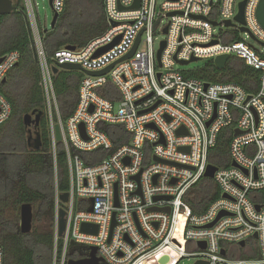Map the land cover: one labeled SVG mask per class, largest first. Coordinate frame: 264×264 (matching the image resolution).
<instances>
[{"label": "built area", "instance_id": "built-area-1", "mask_svg": "<svg viewBox=\"0 0 264 264\" xmlns=\"http://www.w3.org/2000/svg\"><path fill=\"white\" fill-rule=\"evenodd\" d=\"M158 1L140 0V7L131 9L136 0H104L106 32L81 50L63 49L49 59L43 42L48 30L40 29L32 0H22L43 79L51 154L56 165L60 143L55 126L59 124L69 170V203L64 206L59 200L61 193L56 192L52 264L72 260L68 258L71 243L86 246L89 254L95 247L101 264H145L165 252L175 254L174 264L185 257L194 259V264H264V53L240 36L247 35L264 49V27L257 18L261 0H247L244 33L240 31L243 25L235 20L244 0H163L160 5ZM66 2L53 0L54 13L63 14ZM227 21L235 26L226 27ZM212 22L222 25L215 27ZM235 33L240 39L232 41ZM158 34L164 39L156 48ZM120 36L117 45L95 56ZM139 36L132 58L117 64L106 76L82 79L76 110L62 120L52 67L70 63L88 72L105 70L127 56ZM162 42L166 46L159 66ZM221 56L242 59L259 72L258 91L249 94L234 83L186 79L184 71L177 69L180 61L214 62ZM0 59L1 129L12 116V105L1 86L18 65L20 54L12 51ZM107 83L117 88V101L100 94ZM107 125L124 127L131 136L129 142L114 149L102 129ZM232 126L228 160L215 165L218 169L213 180L219 197L204 213H192L186 199L205 178L211 165L210 151L216 148L222 130ZM181 128L187 134L178 135ZM236 131L240 134L235 135ZM99 149L110 154L91 165L76 153ZM62 208L66 229L60 237ZM221 213L227 215L206 228ZM84 224L97 226V233L83 232ZM253 241L259 259L231 257L232 246L243 248ZM241 242L245 245L240 246ZM223 249L226 255H222ZM4 262L5 250L0 244V264Z\"/></svg>", "mask_w": 264, "mask_h": 264}, {"label": "trees", "instance_id": "trees-1", "mask_svg": "<svg viewBox=\"0 0 264 264\" xmlns=\"http://www.w3.org/2000/svg\"><path fill=\"white\" fill-rule=\"evenodd\" d=\"M14 5L13 12L0 15V57L12 51L20 54L18 65L1 86V92L12 105L10 120H15V123L8 134L2 132L3 127L0 129V244L5 250L4 264H52L56 192L62 194L70 189L67 155L64 146L58 144L56 170L47 131L40 66L22 14L25 10L22 0H15ZM107 29L104 0H67L55 28L43 34L46 54L52 59L57 51L66 47L81 50ZM234 35L232 41L240 39L238 34ZM184 75L186 79L194 78L208 83H234L249 94L258 91L260 82L259 72L246 66L237 57L230 58L222 71L217 70L211 61L204 69L184 71ZM85 76L81 71L60 69L52 78L60 115L64 121L76 110L80 84ZM100 94L113 101L120 97L117 88L111 83L102 87ZM34 111L44 112L42 150L29 153L25 161L23 158L29 151L25 141V118ZM102 129L110 137L114 149L130 140L131 136L120 125H107ZM233 129L234 126L222 130L216 148L209 154L211 164L220 166L228 160V146L233 138ZM76 153L88 165L100 162L110 154L104 149L92 153ZM218 197L215 181L203 178L187 197V208L192 213L202 214ZM23 204L33 205L36 220L49 224L47 231H32L29 234L21 232L18 208ZM231 250L232 258H260L254 241L243 248L234 245ZM88 256L89 249L86 246L70 244L69 259L83 260ZM175 261L173 252H165L145 264H174Z\"/></svg>", "mask_w": 264, "mask_h": 264}, {"label": "water", "instance_id": "water-1", "mask_svg": "<svg viewBox=\"0 0 264 264\" xmlns=\"http://www.w3.org/2000/svg\"><path fill=\"white\" fill-rule=\"evenodd\" d=\"M49 3H50V6L53 9V0H49ZM246 4H247V0H244L243 2L240 3V5H239V14L235 18L236 22H238L241 25H243V27L240 28V31L242 33L247 32V29L244 27L245 26V7H246ZM139 7H140V0H136L135 4L133 6H131V9H138ZM14 9H15L14 0H0V15L9 14V13L13 12ZM22 14L24 16V19H25V22H26V25H27V28H28V31H29V35H30V38H31L34 54L36 55V50H35V47L33 45L32 34H31V31H30V28H29V22H28L27 16H26V14L24 12ZM59 17L60 16L57 13H54L53 20H52V23H51V29L55 28ZM257 18H258L259 23L264 27V0H261V2L259 4L258 10H257ZM159 22H160V20H158L155 23V26H157L159 24ZM111 25L115 26L116 23L115 22H111ZM212 25L217 27V26H221L222 23L212 22ZM224 25L226 27H228V28L235 26L230 21L225 22ZM167 32H168V29L166 28L164 30V33L167 34ZM252 38L255 40V38L253 36H252ZM120 40H121V36L119 38H117L116 41L113 44H111V45H109V46H107L105 48H102L99 52H97V54L95 56H99V55L103 54L104 52L108 51L109 49H111L112 47L117 45L120 42ZM139 43H140V36H139L134 48L132 49V51L127 56H125L124 58H122L118 62L114 63L113 65L109 66L105 70H102V71H99V72H88V71L83 70L81 66H79L77 64H70V63H65V64L56 63V65L52 67V70H53L54 75H56L59 72L60 69H65V70L81 71L85 75L91 76V77L106 76L117 64L132 58L133 55L135 54L137 48H138ZM262 45H264V44H262ZM165 46H166V43L162 42L161 48H160V50H159V52L157 54V60H158L159 66H161V54H162ZM65 49L69 50V51H75L76 50L75 47H66ZM229 59H230V56H221V57L216 58L214 60L215 68L217 70H219V71L224 70L226 68V66H227V63H228ZM1 61H2V59H0V62ZM197 61H200V60L196 59V58H192L190 61H180L179 63L182 66H186V65H189V64L197 62ZM158 78H160V74L158 75ZM6 81H7V78H5L3 80V84H5ZM205 86H206V88H208L209 84H206ZM250 99H251V96L248 97V100H250ZM159 103L160 102H158L153 108H155ZM33 117H35V120L33 119ZM42 117H44V112H42V111H39V112L34 111L32 114L27 115L26 118H25L26 127L28 129H30L33 124H39V122H40ZM214 119H215V117H214ZM212 121H210L207 124V126H210ZM81 132H82V135L86 138L84 126H81ZM177 134L178 135L187 134V131L184 128H181L177 132ZM239 134H240V132L236 131L235 135H239ZM55 138H56V141L58 143L62 142L61 127H60L59 124H57L55 126ZM31 150L33 152H39V151L42 150V139H41V137L37 138V140L35 141V145H34V147ZM181 151L188 152L189 149L182 148ZM155 160L159 161L157 158ZM233 166L237 167L236 164H233ZM217 169L218 168L215 165H212V164L209 165L208 168H207V171L205 173V178L214 179L215 173L217 172ZM135 179L138 180L139 177H136ZM59 200L61 201V203L64 206L67 205L69 203V193H67V192L66 193H62L59 196ZM91 203L93 204L94 200H91ZM256 208H257L258 211L260 210L259 206H257ZM92 210L93 209L91 207L90 211H92ZM166 211L169 212V209H166ZM226 215H227L226 213H221L218 216V218L215 220V222H213L212 224L208 225L206 228L213 227L218 222L219 219H221L222 217H224ZM18 216H19V220H20L21 232L23 234L31 233L33 231V224H34V219H35L33 205L32 204H23V205H21L18 208ZM59 217H60V220H59V235H60V237H62L64 235V232H65V229H66V211L63 208L60 209ZM82 231L83 232H90L92 234H96L97 231H98V227L95 226V225L84 224L82 226ZM255 238H257V235H255ZM199 245L202 248L205 247V244H203V243H200ZM244 245H245V242H241L240 243V246H244ZM221 253H222V255H226V251L224 249L221 251ZM68 264H101V259H99L97 257V249L95 247H92L90 249L89 258L83 259V260H70ZM196 264H204V263L198 262Z\"/></svg>", "mask_w": 264, "mask_h": 264}, {"label": "rangeland", "instance_id": "rangeland-1", "mask_svg": "<svg viewBox=\"0 0 264 264\" xmlns=\"http://www.w3.org/2000/svg\"><path fill=\"white\" fill-rule=\"evenodd\" d=\"M15 1V0H14ZM34 8L36 10V16L39 21V27L42 30V32H45L46 30L50 31L51 30V23L53 20L54 12L52 7L50 6L49 0H32ZM163 2V0H159L158 4L160 5ZM166 24V22L164 23ZM241 38L245 41H247L250 45L254 46L256 49L261 50L262 53H264V49L259 47L258 43L255 41L249 39L247 35L241 34ZM158 39L155 41V47L157 48L159 46V43L161 40L164 39V37L161 34L157 35ZM212 60H200L194 63H191L186 66L182 65H177V69L182 70V71H194L198 69H204ZM15 120H10L8 121L2 129L3 133H9L10 130L13 129L14 127ZM1 135V134H0ZM3 135V134H2ZM25 141H27V133L25 135ZM29 153H35L32 150L28 151V154H25L24 160L27 161ZM58 166L56 164V170ZM20 221V220H19ZM55 223V221H54ZM49 229V224L47 223H39L36 218L34 220L33 224V232H45ZM187 252H191V249H187ZM195 260L194 259H189V258H181L177 264H194Z\"/></svg>", "mask_w": 264, "mask_h": 264}, {"label": "flooded vegetation", "instance_id": "flooded-vegetation-1", "mask_svg": "<svg viewBox=\"0 0 264 264\" xmlns=\"http://www.w3.org/2000/svg\"><path fill=\"white\" fill-rule=\"evenodd\" d=\"M35 120V117H33ZM43 117L41 118L39 124H33L30 129L27 128V141H26V146L28 150H31L34 145L35 141L37 138L41 137L42 139V134H43Z\"/></svg>", "mask_w": 264, "mask_h": 264}]
</instances>
